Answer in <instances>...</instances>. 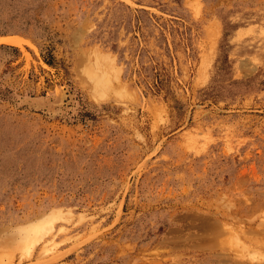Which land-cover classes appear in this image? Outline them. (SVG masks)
<instances>
[{
	"label": "rangeland",
	"instance_id": "374dc122",
	"mask_svg": "<svg viewBox=\"0 0 264 264\" xmlns=\"http://www.w3.org/2000/svg\"><path fill=\"white\" fill-rule=\"evenodd\" d=\"M0 264H264V0H0Z\"/></svg>",
	"mask_w": 264,
	"mask_h": 264
},
{
	"label": "bare ground",
	"instance_id": "6f19581e",
	"mask_svg": "<svg viewBox=\"0 0 264 264\" xmlns=\"http://www.w3.org/2000/svg\"><path fill=\"white\" fill-rule=\"evenodd\" d=\"M110 74V73H109ZM106 71L105 72H102L101 74H99L98 76L96 75V82H95V84H96V92H97V94L96 95H98L99 94V97L101 96V95H103L104 93L106 94L108 91H107V89L108 88H111L112 87V85H113V83L111 84V80L113 79V78H111L112 76H110ZM95 77V76H94ZM114 80V79H113ZM113 80H112V82H113ZM116 86V85H115ZM101 93V94H100ZM94 97H96V96H94ZM98 97V96H97ZM102 97V96H101ZM253 210V209H252ZM251 210V211H252ZM230 213V212H229ZM201 218V217H200ZM46 220V219H45ZM42 221V219H41V221L43 222H40V223H38L37 225L38 226H36L34 229H33V227H32V225L29 227L30 229H33V230H31V231H34V233H36V234H39L42 238H43V236L42 235H45V233L46 234H48V232H52V231H49L50 229H46V232L44 231V229L45 228H43L44 226L43 225H47L48 227L49 226H51V223H50V220L48 219L47 221ZM208 220V219H207ZM49 221V222H48ZM209 223H210V221H208ZM49 223H50V225H49ZM34 225V224H33ZM36 225V224H35ZM214 225V227L216 226L215 224H213ZM40 226L42 227V228H40ZM47 226H46V228H47ZM212 226V225H211ZM214 227H213V229H214ZM30 229H26L25 231H26V233L28 232V230H30ZM42 229H43V231H42ZM211 230V229H210ZM24 231V230H23ZM45 232V233H44ZM29 233L30 232H28L27 234H25V236L26 237H28L27 238V240L30 238L28 235H29ZM31 234V233H30ZM42 234V235H41ZM34 235V234H33ZM24 236V235H23ZM24 236V237H25ZM35 236H37V237H39L38 235H35ZM32 238H33V236H32ZM31 238V239H32ZM23 242V241H22ZM26 242V241H25ZM23 244H25V243H23ZM29 244V243H28ZM22 245V244H21ZM29 246V245H28Z\"/></svg>",
	"mask_w": 264,
	"mask_h": 264
}]
</instances>
